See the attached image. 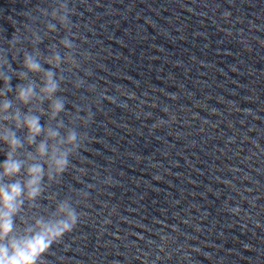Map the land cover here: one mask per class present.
<instances>
[{
    "label": "clouds",
    "instance_id": "9594fccd",
    "mask_svg": "<svg viewBox=\"0 0 264 264\" xmlns=\"http://www.w3.org/2000/svg\"><path fill=\"white\" fill-rule=\"evenodd\" d=\"M70 5L49 0L22 12V20L8 15L13 31L0 33V264H47L53 246L85 218L80 209L92 207V184L75 191V199L49 192L70 169L77 181L87 176L73 161L92 142L87 130L96 113L115 103L90 82L94 73L86 65L94 58L81 47L89 41L73 23L77 10ZM115 92L128 95L122 87ZM105 183L111 185V177ZM160 239L166 245L170 237Z\"/></svg>",
    "mask_w": 264,
    "mask_h": 264
}]
</instances>
